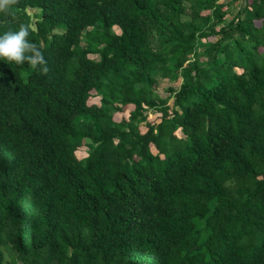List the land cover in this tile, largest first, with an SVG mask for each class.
<instances>
[{
	"label": "trees",
	"instance_id": "1",
	"mask_svg": "<svg viewBox=\"0 0 264 264\" xmlns=\"http://www.w3.org/2000/svg\"><path fill=\"white\" fill-rule=\"evenodd\" d=\"M22 23L49 71L0 60V264H264V0H19L0 35Z\"/></svg>",
	"mask_w": 264,
	"mask_h": 264
},
{
	"label": "clouds",
	"instance_id": "2",
	"mask_svg": "<svg viewBox=\"0 0 264 264\" xmlns=\"http://www.w3.org/2000/svg\"><path fill=\"white\" fill-rule=\"evenodd\" d=\"M18 4L19 0H0V13H8ZM30 35V25L24 23L19 25L18 30H9L0 35V60L18 66L27 64L47 74V60L39 46L29 39Z\"/></svg>",
	"mask_w": 264,
	"mask_h": 264
},
{
	"label": "rangeland",
	"instance_id": "3",
	"mask_svg": "<svg viewBox=\"0 0 264 264\" xmlns=\"http://www.w3.org/2000/svg\"><path fill=\"white\" fill-rule=\"evenodd\" d=\"M240 5V3H236L235 7L232 8L231 11V15H233L235 13V11L237 10L238 6ZM61 29L59 28H55L53 32H60ZM94 59L97 60L98 58L94 56ZM157 79V84H156V91L165 96L167 94V87H168V82L167 80L161 78V77H156ZM89 105H93L96 104L98 105V98L96 96H92L89 101H88ZM170 104V102H169ZM132 110L131 107H127V108H123L121 109V111L116 112L113 109L108 110V113L112 115V119L116 122H119L121 120H126L128 118L129 115V111ZM147 111V115H146V122L153 124L156 123L159 119V114L157 112H153L150 111L149 109L146 110ZM140 131H145V127L140 124ZM178 134V131L176 132V135ZM179 135V134H178ZM89 152V150H87V148L85 146L79 147L76 152L75 155L78 159H82L84 157L87 156V153Z\"/></svg>",
	"mask_w": 264,
	"mask_h": 264
}]
</instances>
